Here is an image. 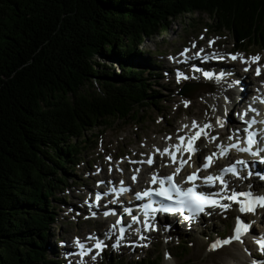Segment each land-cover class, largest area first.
<instances>
[{"label":"trees","instance_id":"trees-1","mask_svg":"<svg viewBox=\"0 0 264 264\" xmlns=\"http://www.w3.org/2000/svg\"><path fill=\"white\" fill-rule=\"evenodd\" d=\"M195 13L235 50L264 46V0H0V264H59L53 193L88 132L158 106L161 75L132 63L156 66L140 44Z\"/></svg>","mask_w":264,"mask_h":264},{"label":"rangeland","instance_id":"rangeland-1","mask_svg":"<svg viewBox=\"0 0 264 264\" xmlns=\"http://www.w3.org/2000/svg\"><path fill=\"white\" fill-rule=\"evenodd\" d=\"M211 25V21L205 14L195 13L187 15L186 17L172 20L169 28L140 44L139 48L145 52V55H141V59L146 60L148 57L149 59L155 58V60L161 59L163 61V73L157 66L142 64V60L139 61L137 59L132 63L134 69L139 70V72L144 71V76L147 74V72H145L147 68L156 72L157 75H161L156 78L153 85V90L160 94L158 97V106L146 107L142 112V116L139 118L137 117L138 119L136 120L128 119L125 122H109L107 125L101 128H95L92 132L87 133L88 144L84 146L85 148L81 151L80 161L74 166L72 171L65 172L64 183L53 193L54 198L51 199L56 214V222L49 229L46 251L48 258L56 259L58 257L61 251L59 244L62 239L69 240L73 235L85 238V233L97 230L99 223H85L83 221V219L89 215V212L84 210L85 203L82 200L81 203H79L76 197H78L81 191L88 187V185L93 187L91 188V192L99 190L94 189V187L97 181H102V179L97 176V172L102 166L104 168L106 166L105 173L107 177L111 175L117 180L120 178L123 179L122 173L125 171V181L127 180V183H131L132 181H129L127 177H129V175L131 176L133 170L129 169L132 168L130 166L131 163L128 164L126 162H131L132 159L143 161L141 160L143 154L138 151L140 147H143L144 150L146 149L147 152L154 151L159 153V151H162V147L164 148L171 143L172 135L178 134L180 130L184 131L185 128L186 130L190 129V125H192L193 121L199 124H203L206 121L205 117L207 113H205L204 110L207 109L208 111H212L215 105L214 103H206L205 101V99L209 97L210 92H201L198 96L192 97V93L196 91L194 90L188 94V97L181 95L180 91L186 83L181 81L178 82L175 76L170 77L172 67L168 65L167 56L170 54L176 55L183 47L193 44H199L201 48L198 49H203V47L209 45V41L219 42L220 48L225 52H236L237 50L233 48V40L230 35H228V32L223 28L216 30L213 27H209ZM201 37H203L205 41H203ZM244 51L245 52L238 51V53L243 56L245 54L259 56L264 61V46H254ZM146 52L155 53L153 56H150L146 54ZM113 66V68L117 70L115 62ZM147 78L151 79L153 77ZM249 78H253V73ZM196 81H193L195 86L206 84V82H204L205 80ZM235 81H237V79L233 80V84ZM253 81L258 83L261 82L262 79L258 81L253 79ZM209 86L214 88L215 84L211 83ZM192 88L193 86H190L189 89L192 90ZM200 97H205V99H200ZM220 98H223L222 100L227 105L232 104L224 95ZM185 101H187V107H185ZM208 122L209 121H206L205 124H208ZM185 125L187 127H184ZM156 130H165L166 132L157 134L154 133ZM90 135L93 136L90 137ZM148 137L162 139L165 143L158 147V150H156L155 146L149 150L146 143ZM169 137H171V139H168ZM143 142H145L146 145L145 143L143 144ZM136 147H139V149H136ZM134 152L136 154H134ZM149 156H151L150 152H148L147 156H144V158L147 159ZM111 161L118 167L117 170H113L114 166H109L110 164L107 163ZM124 163H126V166L123 168V170H125L119 173V168ZM138 164L141 166L142 163ZM109 169H111V171H109ZM150 170L152 172L154 171V169ZM77 189L81 191L78 193ZM77 213L78 216H76ZM261 215L262 214L255 215V217L252 218L250 216L239 217L241 222L252 224L255 221V228L253 227L254 232L249 230L248 233L249 236L251 232L250 238L256 237L255 239H257L260 236H264V217L260 219L259 217ZM233 217L235 219L237 218L235 216ZM231 222L232 220L227 218L211 222L203 220L195 227H188V229L178 228L177 230H172L167 236H154L150 239L151 247L149 250H139L137 251L138 253H135L136 255H133V253L129 251L114 252L109 249L104 253L105 256H102L101 260L96 264H110V262H114L115 260L121 264H129L148 258L156 261L158 260L159 264H231V257L233 254L239 260V264H244L245 261H247L246 264H252L250 263L252 258L250 254L253 252L255 253L254 255L261 256L258 261H264V252L258 250V246H256L258 249H255L253 246V244H255L254 241L252 248H246L240 243H233L232 241L228 245L218 247L216 250H209L210 245L215 241L228 239L234 234V223L232 225ZM246 235L247 233H245L243 237H247ZM61 260L63 259L61 258Z\"/></svg>","mask_w":264,"mask_h":264},{"label":"snow or ice","instance_id":"snow-or-ice-1","mask_svg":"<svg viewBox=\"0 0 264 264\" xmlns=\"http://www.w3.org/2000/svg\"><path fill=\"white\" fill-rule=\"evenodd\" d=\"M203 39V37H201ZM213 41H209V46ZM193 47H195V44H193ZM188 49H185L184 52H182L180 55L184 56V53L188 52ZM203 49H200L196 53L193 54V57H188L184 56V61H179V62H186L188 59L194 58V57H199L201 59H208V56H201V53L203 52ZM216 58L223 60L225 59L224 56H220L218 53L214 54ZM170 59H172L170 57ZM228 59H231L233 61H236L239 59L240 63L245 64V65H250V64H257V67L255 69L256 74L260 75L261 73V67L258 65V61L260 60L259 56H252L245 58L242 54H234L230 55ZM199 71V69H197ZM244 71H248V67L244 68ZM204 76L208 79H213L215 78L216 80H220L223 78L225 75L224 73H221L220 75H215L211 72H204ZM181 78V75L178 73L177 74V79L179 80ZM234 83H238V81H235ZM261 103H264V99L260 100ZM185 107H187V101H185ZM251 111H255V109H249ZM245 114H241V120L244 122L246 125L243 128V140H241L239 136V129L237 130L236 139L233 141V136H229L228 140L233 141L226 147L221 148V155L225 154L228 149H235L236 152H242L246 153L252 160V166L255 167L256 163L259 164H264V146H261L264 144V138H261L259 141L257 139L258 133L254 130V126L257 123L255 120H245L244 119ZM260 124H264V120L259 121ZM217 124L223 125V121L220 120L219 118L217 119ZM184 127H187L186 125ZM211 125L205 124L203 128H199L195 132L194 135L192 136H177V140L179 141L178 144L172 145V149L175 151H170L168 148H165L163 152L161 153L162 155L167 154L170 159L173 162H177V157H176V152L180 153L181 159L178 161V167L176 169V173H179L181 168L188 162L187 160L183 159V152L187 151L189 153L188 159H191L192 154L196 153L199 151V148L194 146L195 141L200 138L201 135L205 136L206 138L215 140L216 137H209L208 133L204 131V129L210 128ZM192 128L197 129L198 125L195 121L192 123ZM191 131V130H190ZM168 139H171L169 137ZM186 141V143H185ZM216 153H213L212 156L205 157V163L201 164L199 168H197V172L207 169L210 165L209 162L213 159L214 156H216ZM110 159V158H109ZM148 163L149 165L152 164V158L149 156L147 161H133V163ZM237 164L242 165L243 167L247 168L248 167V162L244 160H237ZM111 171V169H109ZM136 171H139L137 169ZM231 173L232 175H237V170L235 166H230L226 169H223L219 175L213 176V175H208L206 177H203V187L210 188L213 187L214 184L213 182L216 180H219L221 182V189L218 192H204L200 191L197 192L195 191L197 185L192 184L190 187L187 189L180 188L176 183H173V177L167 176L163 178H157L155 174L152 176V183H159L160 187L158 189H147L143 192H137L136 199H144L147 198L148 203H145L143 205V213H144V227L145 230H148L149 228V223L152 217L157 212L160 213H184L187 211L188 215L185 216L184 218L188 220L189 222L193 221L201 212H204V207L207 205L209 207H219L221 211H225L230 207L229 204H222L220 203V200H229V201H234L239 205L238 211L240 213H252L253 215L256 214L257 208L264 209V195H257L256 193L252 191L248 192H231L229 194L226 192L224 189L226 188V182L223 181L222 177L227 174ZM196 178V173H192L191 175H188L186 177L187 181H193ZM133 181H135L136 177H132ZM259 179L264 180V175H261ZM167 182L168 187H165V183ZM251 187V186H250ZM121 191H127L126 188H121ZM153 197H160L163 201H168L170 204H165V203H159L155 200H153ZM238 197L242 199H237ZM218 198V199H217ZM96 199L99 200L100 196L97 194ZM87 203V201H86ZM155 205V207H154ZM127 211V209H125ZM104 215H108V213H104ZM205 215H210V213H205ZM136 218L133 217V220ZM117 224L120 223L119 220L116 222ZM152 230H155V224L153 223L151 225ZM251 227L250 223H243L241 222L240 218H236V224L234 227V234L224 240H217L215 241L212 245H210L209 250H216L218 247H221L223 245H228L231 243L233 240L239 241L241 236L244 235L245 233L248 232L249 228ZM123 233L124 230L120 229V236L117 238L118 241H121L123 238ZM107 235V234H106ZM256 243L258 244L259 249L264 252V236H260L256 239ZM76 247L80 249V252L78 253L79 255L83 256L89 252L92 251V248H85V245L81 241H76L75 242ZM119 243H115L112 245L113 250H116L119 247ZM144 247H147V245H143ZM105 247L103 244V241L101 240H96V243L94 245V248L97 250L94 255L91 256V259L95 260L96 257L99 255L100 251ZM252 264H264V261H257L253 260Z\"/></svg>","mask_w":264,"mask_h":264},{"label":"bare ground","instance_id":"bare-ground-1","mask_svg":"<svg viewBox=\"0 0 264 264\" xmlns=\"http://www.w3.org/2000/svg\"><path fill=\"white\" fill-rule=\"evenodd\" d=\"M216 43H218V42H216ZM181 58H183V57H181ZM245 65H243V67H244ZM182 67V66H181ZM246 67V66H245ZM219 69V67H213L211 70H202V72L204 73V72H211V73H213L214 75H220L221 73H224L225 75L223 76V78L222 79H220V80H216L215 78H213V79H208V78H206L205 76H204V74L203 75H200V73H198V75H196L195 77H196V82H198V81H200V80H205V82H206V84H202L201 86H194L193 88H192V91L191 92H193L194 90H196L195 92H193L192 93V97H195V96H198L201 92H210V95H209V97L208 98H206L205 99V97L204 98H202V97H200V99H205V101H206V103H209V102H211V103H214L215 105H214V109L212 110V111H208L207 109H205L204 110V112L205 113H207L206 114V121H209L208 122V124L209 125H211V128H208V129H206V131L205 132H207V133H214V132H217L218 134H219V140H220V142H221V144L220 145H216V144H209V145H207V151H210V150H213V149H215L216 147L218 148L219 146H221V145H223V144H225V141H228V138L226 137L227 136V134H228V129L229 128H236V129H242V127H243V125H242V123H240V122H238L237 121V119L235 118V116H232V121H234V125H226L225 127H221L219 124H217V119L219 118L220 120L221 119H223V118H225L224 116H226V115H228V112L233 108V106H234V104L235 103H233V102H235V100H238V102L239 103H244L246 100H247V94L248 93H251V94H254L255 93V90H254V88L253 87H257L256 85H254L253 86V84H251V83H253L252 81H251V79L250 78H247V76H245V75H243V74H240L239 72H233V71H229L228 70V68H223V69H221V72H217V70ZM171 70H172V68H171ZM234 79H237V81H239L240 82V84L237 86L235 83L233 84V80ZM239 79H241V80H239ZM223 82H225V83H223ZM229 82V83H228ZM211 83H214L215 84V87L213 88V87H211V86H209V84H211ZM200 87V88H199ZM259 89L260 88H258L257 89V91H259ZM260 92V91H259ZM222 95H224L226 98H228L231 102H232V104L231 105H227L220 97L222 96ZM188 97V96H187ZM194 107V106H193ZM209 107V106H208ZM255 107H256V109L258 110V107H257V105H255ZM198 108V107H197ZM200 109V108H199ZM191 110V109H190ZM189 110V111H190ZM197 111V110H196ZM202 112H203V110H202ZM167 113V112H166ZM201 113V112H200ZM194 114V113H193ZM196 115H197V112H196ZM203 116V115H202ZM223 117V118H222ZM194 118V117H193ZM196 118H197V116H196ZM198 119V118H197ZM201 121H202V117H201ZM200 121V122H201ZM206 121L202 124V125H199L198 127H203L204 125H205V123H206ZM196 122V121H195ZM197 123V122H196ZM229 123V122H228ZM230 123H233V122H230ZM156 126H157V124H156ZM191 127H192V125H190ZM190 127V128H191ZM157 128V127H156ZM159 129V128H158ZM184 129V128H183ZM151 131V130H150ZM154 132V131H153ZM164 132H166L165 130H156L154 133H157V134H161V133H164ZM170 132V131H169ZM184 132H186V128L184 129ZM195 132V129H193V130H191V131H189V132H187V134H189L190 136L193 134ZM151 137V136H150ZM150 137H148L147 138V140H146V143H147V145H148V147H149V150H151L152 149V147H156V148H158V147H160L162 144H164L165 142H164V140L162 141V139H155V138H150ZM226 138V139H225ZM164 139V138H163ZM223 139H225V141L223 140ZM166 141V140H165ZM172 142V141H171ZM145 142H143V144H144ZM146 143H145V145H146ZM146 147V146H145ZM139 149V147H136V149ZM138 151H140V152H142V158L141 159H145L144 158V156H147V153L148 152H150L151 153V158H152V161L157 165V163L159 164V165H161V166H164L165 165V163H166V161H167V157L166 156H164V155H162L161 153L163 152H160V154H155V153H152V151H148L147 152V150L145 149L144 150V148L143 147H140V150H138ZM139 152V153H140ZM211 152V151H210ZM128 153V152H127ZM139 153H138V155H139ZM134 154H136L135 152H134ZM133 154V155H134ZM137 156V155H136ZM199 156V151L198 152H196V153H194L193 154V157L195 158V157H198ZM132 157V156H131ZM149 158V157H148ZM147 158V159H148ZM136 165V163H131L130 164V166L133 168L134 166ZM126 166V163H124L121 167H122V170H123V168ZM168 167V166H167ZM160 169L158 168V167H156L155 168V170H154V172H149L150 171V169L149 168H146V167H140V181L138 182V184H135L134 182H128V184H130L131 185V187H132V191L134 192V191H136V186L137 185H139V184H141V183H144V180H145V177H144V175L147 173V172H149V174H154L155 172H157V171H159ZM161 170H163V169H161ZM167 170H168V168H167ZM123 172V171H122ZM133 174V173H132ZM122 181H124V182H126L125 181V177L123 176V179H121ZM130 181V180H129ZM254 182H258V180H253ZM262 184H264V181L262 182ZM91 188H93V187H91V186H89L88 185V187H86V189H88V190H91ZM81 189V188H80ZM80 189H77V191H78V193L81 191ZM95 189V188H94ZM242 189V188H241ZM256 188H254L253 189V191L255 190ZM93 190V189H92ZM239 190V188L237 187L236 188V192H239L238 191ZM248 190H252V189H248ZM242 192V191H241ZM93 193V192H92ZM76 200H78V202L79 203H81V200H79V199H76ZM227 201H229V200H227ZM77 202V201H76ZM113 211H114V213H117V214H119L120 212H121V209H117V208H114L113 209ZM221 209H220V211L218 212L219 213V217H220V215H221ZM231 213L233 214V216H235V217H245V216H250L251 218L252 217H255V215L257 216V215H260V214H262V210L261 209H257L256 210V214L255 215H253V214H251V213H246V214H241L239 211H238V207L236 206V204H235V207H234V209L231 211ZM111 217H113V215H111L107 220H106V222H105V224L106 225H110V221H109V219L111 218ZM249 222V221H248ZM201 223V222H200ZM243 223H246V222H243ZM105 224H103V226H104V228L106 229V231H108V228L109 227H107ZM137 227H134V229H136ZM178 228H187V227H178ZM188 229V228H187ZM172 230H174V229H167V230H163V231H161V234L163 235V236H167V235H169L171 232H172ZM249 230H252V232H254V230H253V226H251L250 228H249ZM249 230H248V232H247V237H251L250 235H251V232H250V234H249V236H248V233H249ZM107 234V235H106ZM119 237V235L118 234H113V233H111V232H109V233H105V234H102L101 236H99L98 237V240H101V241H103V243H106V242H108V239H112V242H113V244H115L116 243V241L118 240L117 238ZM246 237V238H247ZM256 238V237H255ZM255 238H251V239H253V241L255 242V244H253V246L256 248V246L258 245L257 243H256V239ZM235 241L233 240V243H234ZM117 243H119V245L120 246H123V244L121 243V242H117ZM236 244V243H235ZM119 246V247H120ZM244 246V245H243ZM117 248L116 250H119L120 248ZM91 248V247H90ZM260 250V249H259ZM92 252V251H91ZM254 253V252H253ZM263 255H264V253H263ZM231 256V255H230ZM232 263L231 264H239L238 263V259H237V257L233 254L232 255ZM264 258V257H263ZM246 262L247 261H245L244 262V264H246Z\"/></svg>","mask_w":264,"mask_h":264},{"label":"water","instance_id":"water-1","mask_svg":"<svg viewBox=\"0 0 264 264\" xmlns=\"http://www.w3.org/2000/svg\"><path fill=\"white\" fill-rule=\"evenodd\" d=\"M250 1H262V0H250ZM190 86L192 85H185L181 91H180V94L183 95V96H189L188 94L192 91L190 90Z\"/></svg>","mask_w":264,"mask_h":264}]
</instances>
